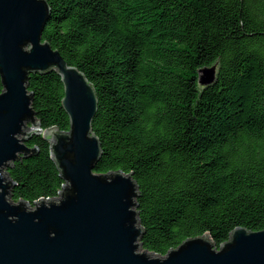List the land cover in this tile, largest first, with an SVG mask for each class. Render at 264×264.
<instances>
[{
  "label": "trees",
  "instance_id": "16d2710c",
  "mask_svg": "<svg viewBox=\"0 0 264 264\" xmlns=\"http://www.w3.org/2000/svg\"><path fill=\"white\" fill-rule=\"evenodd\" d=\"M42 41L84 74L97 98L95 174L132 175L143 250L165 256L206 237L218 250L235 228H264V0H45ZM216 65L215 82L197 83ZM43 131L66 133L63 86L30 74ZM2 86L0 83V92ZM7 174L11 200L33 206L64 181L50 141Z\"/></svg>",
  "mask_w": 264,
  "mask_h": 264
},
{
  "label": "water",
  "instance_id": "95a60500",
  "mask_svg": "<svg viewBox=\"0 0 264 264\" xmlns=\"http://www.w3.org/2000/svg\"><path fill=\"white\" fill-rule=\"evenodd\" d=\"M49 12L45 0H0V264H264V228H235L218 250L206 237L162 257L142 249L136 184L120 171L93 172L101 152L91 127L97 98L84 74L42 41ZM48 71L63 86L66 133L41 130L31 109L28 77ZM215 76L216 65L201 68L197 83L207 87ZM40 134L64 183L53 199L15 203L6 171L37 153L25 143Z\"/></svg>",
  "mask_w": 264,
  "mask_h": 264
},
{
  "label": "rangeland",
  "instance_id": "374dc122",
  "mask_svg": "<svg viewBox=\"0 0 264 264\" xmlns=\"http://www.w3.org/2000/svg\"><path fill=\"white\" fill-rule=\"evenodd\" d=\"M27 127H31L29 124H27Z\"/></svg>",
  "mask_w": 264,
  "mask_h": 264
}]
</instances>
